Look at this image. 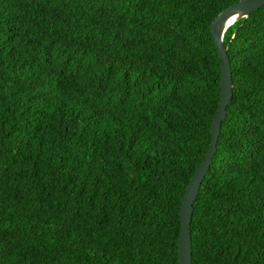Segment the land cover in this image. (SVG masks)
Masks as SVG:
<instances>
[{
  "label": "trees",
  "instance_id": "trees-1",
  "mask_svg": "<svg viewBox=\"0 0 264 264\" xmlns=\"http://www.w3.org/2000/svg\"><path fill=\"white\" fill-rule=\"evenodd\" d=\"M235 1L0 0V264H176ZM222 43L191 264H264V5Z\"/></svg>",
  "mask_w": 264,
  "mask_h": 264
},
{
  "label": "water",
  "instance_id": "water-1",
  "mask_svg": "<svg viewBox=\"0 0 264 264\" xmlns=\"http://www.w3.org/2000/svg\"><path fill=\"white\" fill-rule=\"evenodd\" d=\"M264 5V0H237L220 12L209 23V32L217 50L220 62L219 96L215 113L209 126L210 140L206 152L192 175L188 179L179 205V230L176 246V264H191L190 217L192 205L200 183L215 151L220 123L225 116V107L229 103L232 90L231 75L222 36L226 28L240 18H245L251 11Z\"/></svg>",
  "mask_w": 264,
  "mask_h": 264
}]
</instances>
